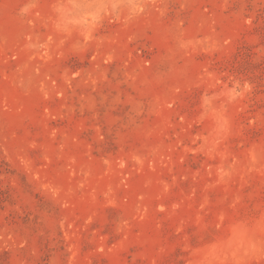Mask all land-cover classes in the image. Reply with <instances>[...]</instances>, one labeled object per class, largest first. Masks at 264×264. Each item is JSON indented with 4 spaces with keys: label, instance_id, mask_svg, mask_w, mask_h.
Here are the masks:
<instances>
[{
    "label": "rangeland",
    "instance_id": "obj_1",
    "mask_svg": "<svg viewBox=\"0 0 264 264\" xmlns=\"http://www.w3.org/2000/svg\"><path fill=\"white\" fill-rule=\"evenodd\" d=\"M0 264H264V0H0Z\"/></svg>",
    "mask_w": 264,
    "mask_h": 264
}]
</instances>
